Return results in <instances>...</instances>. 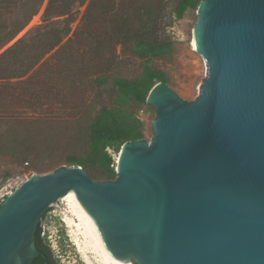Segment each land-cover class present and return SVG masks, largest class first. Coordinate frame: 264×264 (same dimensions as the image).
I'll use <instances>...</instances> for the list:
<instances>
[{
  "label": "water",
  "instance_id": "95a60500",
  "mask_svg": "<svg viewBox=\"0 0 264 264\" xmlns=\"http://www.w3.org/2000/svg\"><path fill=\"white\" fill-rule=\"evenodd\" d=\"M193 36L199 96L156 84L151 139L122 146L112 181L25 180L0 203V264L40 256L42 216L70 191L119 264H264V0H202Z\"/></svg>",
  "mask_w": 264,
  "mask_h": 264
},
{
  "label": "trees",
  "instance_id": "16d2710c",
  "mask_svg": "<svg viewBox=\"0 0 264 264\" xmlns=\"http://www.w3.org/2000/svg\"><path fill=\"white\" fill-rule=\"evenodd\" d=\"M45 1L0 0V50L29 27ZM201 1L47 0L44 20L64 17L61 25L36 28L0 54V189L17 176L15 170L43 175L61 168L41 163L61 143L70 148L64 159L69 167L95 180H114V155L126 142L146 138L140 111L153 110L147 104L151 89L169 84L155 64L172 60L176 51L166 30ZM83 6L72 31L73 11ZM130 57L142 61L134 79L117 71ZM41 234L39 224L40 250Z\"/></svg>",
  "mask_w": 264,
  "mask_h": 264
},
{
  "label": "rangeland",
  "instance_id": "374dc122",
  "mask_svg": "<svg viewBox=\"0 0 264 264\" xmlns=\"http://www.w3.org/2000/svg\"><path fill=\"white\" fill-rule=\"evenodd\" d=\"M46 4L47 0L45 1L39 15L34 19L29 27L11 43L4 46L0 50V54L22 38L26 33L31 34L36 28H43L52 23H55V25H61L60 21H63L64 17L54 18L50 22L44 20L43 13ZM172 5L173 4L170 3L169 9ZM85 8L86 6L74 9L73 13L76 14V20L71 24L72 31H74L79 24ZM197 9L198 8H191L187 10L181 20L173 18L171 26L166 30V34L169 35L175 42L176 51L174 56L172 60L167 62H155L156 66L167 74L169 78L168 85L186 101H194L199 96L200 86L202 85L207 69L206 62L196 53V50L192 46L194 39L193 30L197 19ZM118 54H120V50L118 51ZM141 66L142 61L136 59L135 57L124 58V60H122V62L118 65L117 71L118 73H122L128 79H134L141 72ZM144 110L145 113L143 119L146 122L145 139L150 140L152 136L151 123L155 118L156 113L151 109L144 108ZM89 112H93L91 105ZM69 151L70 148L68 144L61 143L60 148H58L50 158H48V154H45L44 160L41 162L42 166L51 167V169H54L55 165L71 168L64 162V159L68 155ZM117 156L118 155L115 154L114 158L117 159ZM15 173H17V176L7 180V182L0 189V202H2L5 197L11 194L25 180L32 175H36L24 172L23 169L15 170ZM3 178L4 173L0 171V183ZM65 212L66 205L60 201L56 202L50 209H48L42 222L43 231L45 232L44 236L43 234L42 236L45 239L54 260L56 261V264H85L69 237L68 228L64 223Z\"/></svg>",
  "mask_w": 264,
  "mask_h": 264
},
{
  "label": "bare ground",
  "instance_id": "6f19581e",
  "mask_svg": "<svg viewBox=\"0 0 264 264\" xmlns=\"http://www.w3.org/2000/svg\"><path fill=\"white\" fill-rule=\"evenodd\" d=\"M192 46L195 49V39H193ZM59 201L66 205L64 223L68 228L69 237L84 263L119 264L107 256L75 193L70 191Z\"/></svg>",
  "mask_w": 264,
  "mask_h": 264
},
{
  "label": "flooded vegetation",
  "instance_id": "af4514ba",
  "mask_svg": "<svg viewBox=\"0 0 264 264\" xmlns=\"http://www.w3.org/2000/svg\"><path fill=\"white\" fill-rule=\"evenodd\" d=\"M43 219H41V222H40V225H41V228H42V222H43ZM42 236V234H41ZM42 239V243L41 244H44L45 245V249H43V247H41L42 250L38 249V246H37V243H36V247H37V250L40 252V256H38L33 264H56V261L54 260L52 254L50 253L51 251L49 250V247L48 245L46 244L45 242V239L43 238V236L41 237Z\"/></svg>",
  "mask_w": 264,
  "mask_h": 264
},
{
  "label": "built area",
  "instance_id": "2783aa9c",
  "mask_svg": "<svg viewBox=\"0 0 264 264\" xmlns=\"http://www.w3.org/2000/svg\"><path fill=\"white\" fill-rule=\"evenodd\" d=\"M144 113H145V111L144 110H142V111H140V116H144ZM51 208V207H50ZM49 208V209H50ZM45 218V217H44ZM42 234H43V236H44V234H45V232L43 231V224H42Z\"/></svg>",
  "mask_w": 264,
  "mask_h": 264
}]
</instances>
